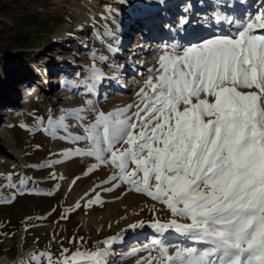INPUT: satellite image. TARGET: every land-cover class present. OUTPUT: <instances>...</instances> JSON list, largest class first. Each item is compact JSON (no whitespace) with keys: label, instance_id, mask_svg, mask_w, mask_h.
I'll return each mask as SVG.
<instances>
[{"label":"rangeland","instance_id":"1","mask_svg":"<svg viewBox=\"0 0 264 264\" xmlns=\"http://www.w3.org/2000/svg\"><path fill=\"white\" fill-rule=\"evenodd\" d=\"M263 1L11 0L0 5V96L10 98L2 102L0 97V264H22L31 253L45 250L57 258L64 249L69 255L94 251L105 248L109 238L116 239L106 264H138L148 252L133 250L156 238L170 246L190 244L174 231L161 235L151 227L156 220L172 219L166 206L125 184L106 191L114 169L89 173L93 158L61 155L84 147L62 138L83 134L77 120L65 121L68 133L57 129L52 135L44 128L49 119L89 101L105 112L138 102L136 94L166 46L199 43L218 35L217 26L227 33L232 28L224 19L218 23L217 15L241 21L264 8ZM183 18L189 24L181 25ZM54 66L56 73L50 74ZM93 68L104 78L88 92ZM20 74L25 83L18 82ZM94 115L87 113L88 120ZM96 196L102 203L87 207Z\"/></svg>","mask_w":264,"mask_h":264},{"label":"snow or ice","instance_id":"2","mask_svg":"<svg viewBox=\"0 0 264 264\" xmlns=\"http://www.w3.org/2000/svg\"><path fill=\"white\" fill-rule=\"evenodd\" d=\"M222 19L235 31L166 46L136 94L138 102L105 112L89 101L44 128L52 135L57 129L68 133L65 121L77 120L83 134L62 138L84 147L61 155L93 158L89 173L111 167L106 191L125 184L166 206L172 219L151 227L191 241L170 246L153 239L133 250L148 252L138 264H264V8L241 21L216 16L218 23ZM103 78L93 68L88 92ZM89 112L95 114L91 121ZM99 203L96 196L86 206ZM115 239L94 251L69 255L64 249L58 258L34 252L22 264H106Z\"/></svg>","mask_w":264,"mask_h":264},{"label":"trees","instance_id":"3","mask_svg":"<svg viewBox=\"0 0 264 264\" xmlns=\"http://www.w3.org/2000/svg\"><path fill=\"white\" fill-rule=\"evenodd\" d=\"M10 1L11 0H0V5L3 7H5V6H7L8 5V3H10ZM2 38V36H1V33H0V39ZM0 47H1V45H0ZM39 62L40 63H43V62H45V60H43V59H41V60H39ZM47 64L49 65V61L47 62ZM56 67L54 66V67H52V70L51 71H49V73L51 74V73H56V70L57 69H55ZM17 80H18V82L19 83H25V81L27 80L26 79V77L24 76V75H22V74H20V76H19V78H17ZM2 99H4L3 101L2 100H0V101H2V102H4V101H9L10 100V98L9 97H7V96H5V95H2V96H0Z\"/></svg>","mask_w":264,"mask_h":264},{"label":"bare ground","instance_id":"4","mask_svg":"<svg viewBox=\"0 0 264 264\" xmlns=\"http://www.w3.org/2000/svg\"><path fill=\"white\" fill-rule=\"evenodd\" d=\"M263 6H264V3H263V5H262V7H263ZM188 24H189V23H188ZM226 28H227V27L225 26L224 29H226ZM194 31H195V30H194ZM194 31H192V35H191L192 38L195 37V33H194ZM223 34H225V33H223ZM136 39H137V38H136ZM154 39H155V38H154ZM157 39H158V38H157ZM157 39H155V40L152 41V42H153V43L157 42V41H156ZM158 42H159V41H158Z\"/></svg>","mask_w":264,"mask_h":264}]
</instances>
